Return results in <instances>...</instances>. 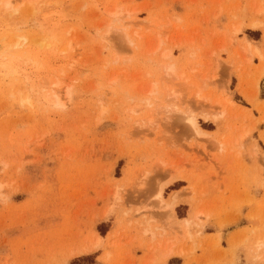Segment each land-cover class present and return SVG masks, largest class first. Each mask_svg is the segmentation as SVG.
<instances>
[{"label": "rangeland", "instance_id": "1", "mask_svg": "<svg viewBox=\"0 0 264 264\" xmlns=\"http://www.w3.org/2000/svg\"><path fill=\"white\" fill-rule=\"evenodd\" d=\"M263 109L264 0H0V264H264Z\"/></svg>", "mask_w": 264, "mask_h": 264}, {"label": "bare ground", "instance_id": "2", "mask_svg": "<svg viewBox=\"0 0 264 264\" xmlns=\"http://www.w3.org/2000/svg\"><path fill=\"white\" fill-rule=\"evenodd\" d=\"M256 51H258V49H256ZM197 97H200L199 94H197ZM264 111V109H263ZM186 120L188 121V123L192 126L195 127V129H197L198 132H201V130H199V128H196V121L192 116H189L186 118ZM173 199V198H172Z\"/></svg>", "mask_w": 264, "mask_h": 264}, {"label": "crops", "instance_id": "3", "mask_svg": "<svg viewBox=\"0 0 264 264\" xmlns=\"http://www.w3.org/2000/svg\"><path fill=\"white\" fill-rule=\"evenodd\" d=\"M262 127L264 128V126H262ZM251 142H252V141H251ZM257 142H258V143H257ZM257 142H256V143L259 144V141H258V140H257ZM244 158H245V157H244ZM247 158H249L247 161H248V163H250V161H252V158H251V157H246L245 160H246Z\"/></svg>", "mask_w": 264, "mask_h": 264}]
</instances>
